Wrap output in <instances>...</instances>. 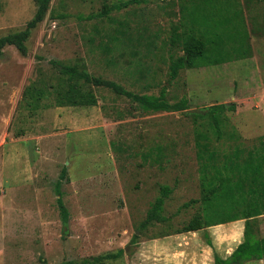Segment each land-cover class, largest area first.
<instances>
[{
    "label": "rangeland",
    "instance_id": "obj_1",
    "mask_svg": "<svg viewBox=\"0 0 264 264\" xmlns=\"http://www.w3.org/2000/svg\"><path fill=\"white\" fill-rule=\"evenodd\" d=\"M231 2L249 32L251 55L184 68L175 79L171 58L183 49L174 32L194 20L202 29L215 27L229 14L226 0H52L27 40V55L14 45L0 51V264H57L120 250L94 264H214L223 249L218 241L203 248L206 233L213 238L209 229L174 232L201 209L199 132L209 130L221 153L264 139V1ZM36 10V0H0V37L24 29ZM54 61L138 93L165 89L169 102L187 98L190 108L145 111L91 83L82 87L95 104L59 105L69 80ZM221 103L236 107L219 114L218 140L212 118L202 114ZM231 131L239 138L230 139ZM64 168L67 224L56 190ZM162 185L172 188L167 221L144 227ZM229 213L210 210L207 219Z\"/></svg>",
    "mask_w": 264,
    "mask_h": 264
},
{
    "label": "trees",
    "instance_id": "obj_2",
    "mask_svg": "<svg viewBox=\"0 0 264 264\" xmlns=\"http://www.w3.org/2000/svg\"><path fill=\"white\" fill-rule=\"evenodd\" d=\"M36 1V13L26 27L0 37V51L6 45H14L23 55H27V40L33 29L45 19L52 0ZM209 1L219 3L222 0ZM226 6H228L229 14L226 15V18L219 20L215 27L205 30L199 27L197 20H194L186 22L190 25L188 24L181 32H174V41L182 45L183 54L171 58L170 75L173 79L177 78L180 71L184 68L220 64L251 55L250 35L241 19L240 11L234 8L231 0H226ZM115 7L121 8L120 5ZM215 31L217 34L214 33ZM53 63L69 80L68 88L59 90L64 91L57 96L59 105L65 103L72 105L95 104L97 102L95 95L82 87V84L91 83L96 86L108 87L119 95L131 98L139 103L145 111H184L190 108L187 98H181L173 103L169 102L165 89H162L159 95L138 93L127 89L124 85L114 80L105 79L92 75L85 70H80L76 65L57 61ZM29 92L31 93V88L28 87L25 96L29 95ZM235 107L233 103L216 104L210 106L207 113L202 114V116L210 115L212 118L213 121L209 127L216 134V139L220 140L223 136V123L219 114L225 110H235ZM188 113L185 112V114ZM227 121L226 118V125ZM228 137L230 139L239 138L236 131L229 132ZM196 144L197 158L201 164L202 197L199 200L201 209L200 212L174 233L196 231L212 225L245 219L244 241L226 259L216 254L215 264L231 262L244 264L248 261L264 259V236L260 235V221L258 218L264 214V139H261L258 145L250 149L237 143L233 144L231 150L221 153L220 150L212 145V135L209 130H206L199 132ZM65 175L66 168L63 169L61 179L56 183V190L60 213L63 222L67 224L69 211L63 202V194L60 189L61 180ZM160 190L161 195L156 198L151 208H149L147 217L142 223L144 227L153 222L167 221V217L163 214V209L165 199L172 192V188L168 185H162ZM210 210L229 211L230 213L225 217L209 220L207 219V213ZM137 236L136 234L135 237ZM206 240L212 246L208 233H206ZM136 242V238H134L132 244ZM123 252L124 250H120L118 253L106 254L101 258H116ZM101 258H86L82 261L68 260L57 264H94L99 262Z\"/></svg>",
    "mask_w": 264,
    "mask_h": 264
},
{
    "label": "crops",
    "instance_id": "obj_3",
    "mask_svg": "<svg viewBox=\"0 0 264 264\" xmlns=\"http://www.w3.org/2000/svg\"><path fill=\"white\" fill-rule=\"evenodd\" d=\"M258 218L260 221V225H259L260 235L264 236V214L260 215ZM203 229H209L211 231L210 235L213 237L211 240L212 246L207 243L206 247L204 246L203 248L212 250L213 245H215V243L218 241V243H220V246L223 249L222 251L218 250L214 254V264H215L216 254H218L221 258L226 259L233 253V251L237 248V246L244 241L245 219H238L235 221L212 225L205 227ZM199 230L184 232L181 234L193 233ZM257 261H264V259L252 260L244 264L257 262Z\"/></svg>",
    "mask_w": 264,
    "mask_h": 264
},
{
    "label": "water",
    "instance_id": "obj_4",
    "mask_svg": "<svg viewBox=\"0 0 264 264\" xmlns=\"http://www.w3.org/2000/svg\"><path fill=\"white\" fill-rule=\"evenodd\" d=\"M224 264H240L238 262L224 263Z\"/></svg>",
    "mask_w": 264,
    "mask_h": 264
}]
</instances>
